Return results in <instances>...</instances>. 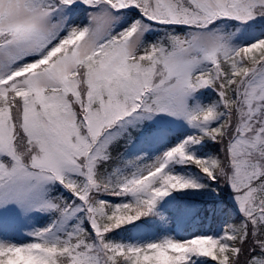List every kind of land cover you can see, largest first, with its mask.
I'll return each instance as SVG.
<instances>
[{
  "label": "snow or ice",
  "instance_id": "obj_1",
  "mask_svg": "<svg viewBox=\"0 0 264 264\" xmlns=\"http://www.w3.org/2000/svg\"><path fill=\"white\" fill-rule=\"evenodd\" d=\"M0 264H264V0H0Z\"/></svg>",
  "mask_w": 264,
  "mask_h": 264
}]
</instances>
